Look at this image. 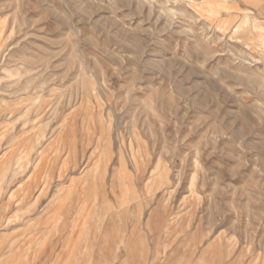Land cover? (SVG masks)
<instances>
[{
	"label": "rangeland",
	"instance_id": "rangeland-1",
	"mask_svg": "<svg viewBox=\"0 0 264 264\" xmlns=\"http://www.w3.org/2000/svg\"><path fill=\"white\" fill-rule=\"evenodd\" d=\"M0 32V243L264 264V0H0Z\"/></svg>",
	"mask_w": 264,
	"mask_h": 264
},
{
	"label": "crops",
	"instance_id": "crops-1",
	"mask_svg": "<svg viewBox=\"0 0 264 264\" xmlns=\"http://www.w3.org/2000/svg\"><path fill=\"white\" fill-rule=\"evenodd\" d=\"M1 164H2V156L0 157V165ZM17 230L18 228L15 229L16 232H18ZM19 233L20 232L16 234ZM38 252L39 249L36 244L31 245L30 248L26 249L22 244H17L13 248H11V246L9 247L6 243L2 242L0 243V264H39Z\"/></svg>",
	"mask_w": 264,
	"mask_h": 264
},
{
	"label": "bare ground",
	"instance_id": "bare-ground-1",
	"mask_svg": "<svg viewBox=\"0 0 264 264\" xmlns=\"http://www.w3.org/2000/svg\"><path fill=\"white\" fill-rule=\"evenodd\" d=\"M0 34H1V32H0Z\"/></svg>",
	"mask_w": 264,
	"mask_h": 264
}]
</instances>
